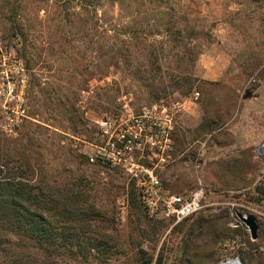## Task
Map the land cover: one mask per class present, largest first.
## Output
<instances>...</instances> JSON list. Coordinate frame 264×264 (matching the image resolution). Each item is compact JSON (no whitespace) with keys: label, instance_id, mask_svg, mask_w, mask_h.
I'll return each instance as SVG.
<instances>
[{"label":"rangeland","instance_id":"374dc122","mask_svg":"<svg viewBox=\"0 0 264 264\" xmlns=\"http://www.w3.org/2000/svg\"><path fill=\"white\" fill-rule=\"evenodd\" d=\"M0 35L33 80L31 119L15 136L0 131V148L33 184L85 185L98 206L95 226L118 242L108 261L76 264H139L142 249L155 260L163 251L160 264H221L246 244L227 233L242 225L253 240L237 212L256 215L264 244V0H0ZM196 90L160 175L170 192L202 184L204 207L193 219L214 222L182 253L174 223L143 233L138 213L120 212L128 177L89 155L105 140L99 122L125 112L124 96L138 111Z\"/></svg>","mask_w":264,"mask_h":264},{"label":"trees","instance_id":"16d2710c","mask_svg":"<svg viewBox=\"0 0 264 264\" xmlns=\"http://www.w3.org/2000/svg\"><path fill=\"white\" fill-rule=\"evenodd\" d=\"M26 64L31 70L27 61ZM32 81L31 75V88ZM210 127L207 129L210 130ZM176 138L175 135V145ZM174 151L172 157L176 153ZM15 162L13 155L1 147L0 264H76L79 259L89 262L95 257L106 262L115 254L119 248L118 242L95 226L98 206L91 200L85 185L62 188L46 182L33 184L28 177V169L23 168L22 164L16 168ZM95 163L110 165L101 161ZM128 185L127 206L129 211L138 213L139 219L143 218L141 231L149 233L150 229L154 231L153 228L165 227L168 220L151 218L149 215L135 180L128 177ZM198 213L185 218L173 228L183 236L185 244L180 246L182 253H188L190 244L211 232L213 219L205 215L193 219ZM237 235L246 242L236 250L242 263L254 264V259H257V264H264V244L251 240L242 225L226 234ZM197 254L194 253V256ZM163 258V251L156 260L144 249L138 252L139 264H160Z\"/></svg>","mask_w":264,"mask_h":264},{"label":"built area","instance_id":"2783aa9c","mask_svg":"<svg viewBox=\"0 0 264 264\" xmlns=\"http://www.w3.org/2000/svg\"><path fill=\"white\" fill-rule=\"evenodd\" d=\"M31 70L18 47L0 35V131L18 134L31 119ZM201 93L163 98L134 111L132 97L124 96L125 112L99 122L105 140L93 145L91 162L101 161L119 167L134 179L140 198L151 217L174 224L198 213L204 207L206 189L200 184L186 193L167 192L160 173L173 161L178 120ZM121 213L127 209L125 197L118 199Z\"/></svg>","mask_w":264,"mask_h":264},{"label":"water","instance_id":"95a60500","mask_svg":"<svg viewBox=\"0 0 264 264\" xmlns=\"http://www.w3.org/2000/svg\"><path fill=\"white\" fill-rule=\"evenodd\" d=\"M252 95V92L250 90H247L246 93L244 94V98H248ZM238 217L241 219V221L248 227L251 238L253 240L258 239L259 236V224L257 221L256 215L249 213V214H243L241 212H237ZM221 264H243L240 258H235V259H229Z\"/></svg>","mask_w":264,"mask_h":264},{"label":"crops","instance_id":"0c3cea01","mask_svg":"<svg viewBox=\"0 0 264 264\" xmlns=\"http://www.w3.org/2000/svg\"><path fill=\"white\" fill-rule=\"evenodd\" d=\"M182 116V115H181ZM180 116V117H181ZM179 120H180V118H179ZM179 120H178V124H179ZM177 131H178V129H177ZM177 131H176V133H177ZM176 136H177V134H176ZM178 136H179V134H178ZM175 178H176V176H175ZM164 186V185H163ZM165 188V187H164ZM165 190L167 191V192H170V191H168L166 188H165Z\"/></svg>","mask_w":264,"mask_h":264}]
</instances>
